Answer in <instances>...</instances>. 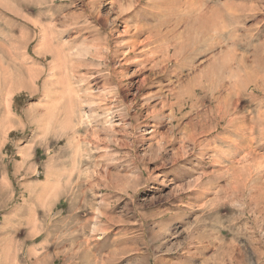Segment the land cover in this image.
<instances>
[{"label":"rangeland","instance_id":"rangeland-1","mask_svg":"<svg viewBox=\"0 0 264 264\" xmlns=\"http://www.w3.org/2000/svg\"><path fill=\"white\" fill-rule=\"evenodd\" d=\"M0 264H264V0H0Z\"/></svg>","mask_w":264,"mask_h":264},{"label":"bare ground","instance_id":"bare-ground-1","mask_svg":"<svg viewBox=\"0 0 264 264\" xmlns=\"http://www.w3.org/2000/svg\"><path fill=\"white\" fill-rule=\"evenodd\" d=\"M223 14V13H222ZM224 27V26H223ZM217 29H218V27H217ZM221 29L219 28V31H220ZM222 31V30H221ZM218 33V32H217ZM217 33L215 34V35H217ZM220 33H222V32H220ZM219 36V35H218ZM218 38H220V37H218ZM222 39V38H221ZM220 39V40H221ZM232 76V75H231ZM71 97H73V96H71Z\"/></svg>","mask_w":264,"mask_h":264}]
</instances>
